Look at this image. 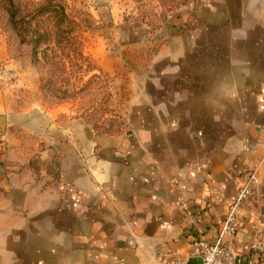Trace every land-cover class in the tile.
I'll use <instances>...</instances> for the list:
<instances>
[{
  "label": "crops",
  "instance_id": "0c3cea01",
  "mask_svg": "<svg viewBox=\"0 0 264 264\" xmlns=\"http://www.w3.org/2000/svg\"><path fill=\"white\" fill-rule=\"evenodd\" d=\"M179 13L191 34L176 30L131 67L119 133L69 101L17 130L0 120V264L199 260L196 244L215 243L254 169L224 244L242 258L264 242V0H198L191 22Z\"/></svg>",
  "mask_w": 264,
  "mask_h": 264
},
{
  "label": "rangeland",
  "instance_id": "374dc122",
  "mask_svg": "<svg viewBox=\"0 0 264 264\" xmlns=\"http://www.w3.org/2000/svg\"><path fill=\"white\" fill-rule=\"evenodd\" d=\"M41 1L15 0L23 18L16 29L0 0V120H11L15 130L25 115L33 118L65 101L84 106L95 126L121 120L129 70L176 30L190 36L179 11L187 10L184 17L191 22L198 0H54L74 21L60 33L53 15L34 6Z\"/></svg>",
  "mask_w": 264,
  "mask_h": 264
},
{
  "label": "built area",
  "instance_id": "2783aa9c",
  "mask_svg": "<svg viewBox=\"0 0 264 264\" xmlns=\"http://www.w3.org/2000/svg\"><path fill=\"white\" fill-rule=\"evenodd\" d=\"M257 169L248 174L246 184L240 189L235 199L231 203L223 229L214 244L199 242L197 246V256L203 264H261L264 261V242L260 239L255 240L250 247L247 255L237 258L231 247L224 244L225 235H234L237 225V212L240 206L250 200L255 194L257 185ZM186 264V263H180Z\"/></svg>",
  "mask_w": 264,
  "mask_h": 264
},
{
  "label": "trees",
  "instance_id": "16d2710c",
  "mask_svg": "<svg viewBox=\"0 0 264 264\" xmlns=\"http://www.w3.org/2000/svg\"><path fill=\"white\" fill-rule=\"evenodd\" d=\"M4 2L7 5L8 12L11 16V21L15 25V28L17 29L19 25H21V15L19 11L17 10V4L15 0H4ZM36 3V2H34ZM17 6V7H16ZM35 7H38L39 13L43 12L46 14L53 15V27L58 32L60 31V28L65 23H74L73 20H71L70 16L68 15L67 11L65 10V7L61 4H57L54 2V0H42L41 3L34 4ZM60 33V32H59ZM58 41L60 42V37L57 35ZM80 54H78L79 56ZM81 56V55H80ZM117 120H113L109 122V125L107 127L103 125H96L95 128L98 132L105 133V134H117L120 131L119 128H114L113 126L120 121L119 117H115Z\"/></svg>",
  "mask_w": 264,
  "mask_h": 264
},
{
  "label": "water",
  "instance_id": "95a60500",
  "mask_svg": "<svg viewBox=\"0 0 264 264\" xmlns=\"http://www.w3.org/2000/svg\"><path fill=\"white\" fill-rule=\"evenodd\" d=\"M188 264H203L202 260L191 259Z\"/></svg>",
  "mask_w": 264,
  "mask_h": 264
}]
</instances>
